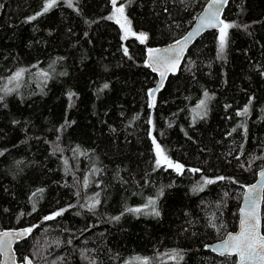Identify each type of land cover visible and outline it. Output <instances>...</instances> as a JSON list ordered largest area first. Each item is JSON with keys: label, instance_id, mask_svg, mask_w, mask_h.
<instances>
[{"label": "trees", "instance_id": "trees-1", "mask_svg": "<svg viewBox=\"0 0 264 264\" xmlns=\"http://www.w3.org/2000/svg\"><path fill=\"white\" fill-rule=\"evenodd\" d=\"M205 2H119L139 41L108 0H0V229H32L18 259L49 252L42 235L56 248L41 264H234L205 245L235 229L264 164V0H230L223 51L220 31L204 33L153 101L145 64ZM151 125L182 172L157 166ZM261 217L264 233V194Z\"/></svg>", "mask_w": 264, "mask_h": 264}, {"label": "water", "instance_id": "water-1", "mask_svg": "<svg viewBox=\"0 0 264 264\" xmlns=\"http://www.w3.org/2000/svg\"><path fill=\"white\" fill-rule=\"evenodd\" d=\"M123 0H117L116 5ZM230 0H226L225 3H221L219 5H213L212 10L213 11H219V17L218 20L214 21L216 24L215 27H209L206 24H201V18L206 16V9H208L209 5L213 3V0H206L204 3L203 8L198 13L190 27L186 30L185 33H183L181 36H179L177 39L168 42L163 45L159 46H153L146 49L145 52V64L151 69L152 72L156 74V81L153 85V87L149 90V97L153 101L156 94L159 92V90L163 87L167 77L170 74H174L179 69V66L181 65L182 60L184 59L187 50L206 32L208 31H219L221 27H223L222 24L219 23V21H223V12L227 5V3ZM111 7H114L112 0H108ZM177 41H180V44L177 45ZM170 48L175 49V51H166ZM149 49H157L159 50L158 53H153V55L150 57L149 55ZM160 56H166L168 57V63L165 64L163 62H160L157 57ZM163 73V75H161ZM158 89V90H157ZM261 172H264V164L258 168L256 171V178L248 183L245 184L241 193V200L238 207V218H237V224L234 230L227 231L222 238L214 240L210 243H207L205 245V248L213 252L214 254L218 256H229V255H221L218 251H215L214 248L218 247L222 241L229 238V234H236L240 231V220L242 217L241 209H248L251 206V201L246 199V193L249 191L250 186L252 185H258L260 183H264V177L261 176ZM257 192H259V188L257 189ZM263 194L260 193L261 198L258 201L257 205V211L260 218V225H259V231L262 235L264 233L262 232V217H261V209H262V202H263ZM254 196L256 193L253 194ZM52 216V214H47L43 217H41L37 224L41 225L45 223L48 220L51 219H45V217ZM30 228L29 226H19L14 228H4L0 230V233H11L10 236L4 237L5 240L10 242V247H7L3 250H0V264H27V261H31V264H33V261L30 256L26 255L23 257V259H18L17 254L15 251V245L19 244L21 241L26 239L30 233H24L23 230ZM231 256H234V264H238L239 257L236 254H233Z\"/></svg>", "mask_w": 264, "mask_h": 264}, {"label": "snow or ice", "instance_id": "snow-or-ice-1", "mask_svg": "<svg viewBox=\"0 0 264 264\" xmlns=\"http://www.w3.org/2000/svg\"><path fill=\"white\" fill-rule=\"evenodd\" d=\"M226 0H213V3L209 5L208 9H206L207 15L201 18V24H206L209 27H215L216 24L214 21L218 20L219 17V11H213V5H219L221 3H225ZM57 3V0H46V3L43 7V12L49 11L53 6H55ZM113 5L115 6L117 3V0H112ZM71 6V5H70ZM116 13L123 14L124 7L121 5L120 7L115 9ZM42 13H37L36 15H41ZM36 16L29 17V20L35 19ZM114 17H109V19H112ZM119 23V20H117ZM220 24L223 25L220 29V50L223 51L225 47V39L227 35V29L232 27L231 24H225L223 21H219ZM135 35V33H133ZM140 37L142 39L146 38V35L141 33ZM180 44V41H177V45ZM149 55L150 57L153 55V53H158L159 50L157 49H149ZM166 51H175V49L170 48ZM157 59L160 62H163L165 64L168 63V57L166 56H160L157 57ZM23 70L17 71L10 79L11 80H19L20 76L22 75ZM163 75V73H161ZM107 87V85H105ZM158 90V89H157ZM8 91H11V89H8ZM205 96H207V93H205ZM2 99V97H0ZM204 101H201V105H204ZM248 111V108L245 107L242 114H246ZM155 143V140L153 141ZM157 149V156L159 157L156 161L157 166L164 163L167 164L168 167L174 168L178 173L183 171V165L178 163H173L171 160H169L164 154L163 150L160 148L159 144H156ZM191 171L197 172L199 169H192ZM261 176L264 177V172H261ZM219 179H223V177H220ZM211 180H206L205 183H212ZM259 188V192H257V189ZM256 193L254 196L253 194ZM260 193H264V183H260L258 185H252L250 186L249 191L246 193V199L251 201V206L248 209H241L242 217L240 220V231L236 234H229V238L222 241V243L214 248L215 251H218L221 255H233L236 254L239 257L238 264H264V235H262L259 231V225H260V218L257 211V205L258 201L261 198ZM161 191V195H162ZM98 203V201H97ZM156 201L153 199H149L148 205H145V207H148L149 205L152 206L153 214L156 216H159V211L155 208ZM91 207H95V205H91ZM142 209L140 208H131L126 209V211L130 212H141ZM63 211V210H62ZM61 212L54 213V216L60 215ZM52 216L45 217V219H52ZM116 219H119V217H116ZM32 231L31 228L24 229V233H30ZM11 233H0V250H3L7 247H10V242L5 240L4 237L10 236ZM27 264H31V261H27Z\"/></svg>", "mask_w": 264, "mask_h": 264}, {"label": "rangeland", "instance_id": "rangeland-1", "mask_svg": "<svg viewBox=\"0 0 264 264\" xmlns=\"http://www.w3.org/2000/svg\"><path fill=\"white\" fill-rule=\"evenodd\" d=\"M121 5H118V6H115V7H112L111 8V11H110V13H109V15H108V17H114V18H112L113 20H115V21H117V20H119V24H120V26H121V28H122V31H123V34L125 35V36H132V37H136L139 41H142V40H145L146 38H147V36H146V38H144V39H142L141 37H140V34L141 33H136V32H134L132 29H131V26H130V22L128 21V19L124 16V14H119V13H116L115 12V9L116 8H118V7H120ZM225 24H231V23H228V22H224ZM220 31V30H219ZM227 31V30H226ZM133 33H135V35L133 34ZM146 35V34H145ZM150 131H149V135H150V138H151V141H152V143H153V147H154V149H155V151H156V153H157V149H156V141H155V143L153 142L155 139H154V137H153V133H152V125H151V127H150ZM264 157V156H263ZM159 158V157H158ZM168 158V157H167ZM169 160H171L173 163H178V164H180L179 162H176V161H173L172 159H170V158H168ZM162 164H164V163H162ZM166 167H168L167 166V164H164ZM170 168V167H169ZM174 171H176L174 168H172ZM177 172V171H176ZM180 173V172H179ZM242 193V192H241ZM1 230V229H0ZM215 230H216V228H215ZM219 230V228L217 229V231ZM40 233V232H39ZM38 233V234H39ZM223 237V236H222ZM222 237H220V238H222ZM220 238H218V239H220ZM33 242L35 243V244H39L40 245V247H41V249H44V248H46V247H48L49 248V252L47 251V252H45L44 250H42V251H40V253H38V249L35 251L36 252V254H34L33 256H32V258H33V260H34V262H35V264H41L43 261H44V259H45V257L48 255V256H51V254L53 253V252H55V248L56 247H53V243L51 242V244H50V238H48V237H46V236H42V235H37V236H35L34 237V239H33ZM31 243H32V241H31ZM234 260H235V258H234Z\"/></svg>", "mask_w": 264, "mask_h": 264}]
</instances>
